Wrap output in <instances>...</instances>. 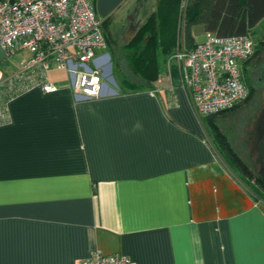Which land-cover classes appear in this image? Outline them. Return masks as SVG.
<instances>
[{
    "label": "crops",
    "instance_id": "crops-1",
    "mask_svg": "<svg viewBox=\"0 0 264 264\" xmlns=\"http://www.w3.org/2000/svg\"><path fill=\"white\" fill-rule=\"evenodd\" d=\"M137 6L94 0L116 40L134 34ZM28 57L0 46L4 72ZM48 81L56 92H23L0 125V264H78L96 250L134 264H264V201L212 147L184 90L161 74L75 102L64 72Z\"/></svg>",
    "mask_w": 264,
    "mask_h": 264
},
{
    "label": "built area",
    "instance_id": "built-area-1",
    "mask_svg": "<svg viewBox=\"0 0 264 264\" xmlns=\"http://www.w3.org/2000/svg\"><path fill=\"white\" fill-rule=\"evenodd\" d=\"M0 46L8 58L29 53L15 72L0 69V125L8 121L9 103L23 92L36 87L45 94L57 91L48 81L53 70L66 74L75 102L121 92L94 0H0ZM253 52L249 34L206 33L193 50L182 46L169 57L167 66L177 69V87L190 96L198 120L230 111L248 98L241 70ZM167 78L171 83L169 72ZM78 264L134 262L96 250Z\"/></svg>",
    "mask_w": 264,
    "mask_h": 264
},
{
    "label": "trees",
    "instance_id": "trees-1",
    "mask_svg": "<svg viewBox=\"0 0 264 264\" xmlns=\"http://www.w3.org/2000/svg\"><path fill=\"white\" fill-rule=\"evenodd\" d=\"M179 1L155 0V11L136 28L133 38L124 44L123 48L132 49L130 57L135 60L131 63V74L136 80L120 77L118 79L120 94L127 89L150 88L162 74L163 62L173 52L177 42L176 28L180 21ZM186 8L183 36L189 45L197 43L192 30L198 26L205 34L230 37L249 34L264 21V0H188ZM103 35L109 49L116 39L107 36L104 32ZM248 61L243 64L241 70L249 90V96L244 102H247L253 94L249 71L246 69ZM171 78L174 79L172 83L177 85L175 69H172ZM142 83L144 85H140ZM222 114L224 112L202 120L204 131L210 135V138L212 135L219 151L217 153L228 169L244 182L257 200L264 201V106L255 117L246 138L249 147L248 161L252 168L239 157L222 132L213 126L214 119Z\"/></svg>",
    "mask_w": 264,
    "mask_h": 264
},
{
    "label": "rangeland",
    "instance_id": "rangeland-1",
    "mask_svg": "<svg viewBox=\"0 0 264 264\" xmlns=\"http://www.w3.org/2000/svg\"><path fill=\"white\" fill-rule=\"evenodd\" d=\"M138 1V2H137ZM188 0L179 1V25L176 28L177 30V42L174 47L173 52L169 57L174 54V52L181 48L185 47V50H193L196 46L195 43L189 45L186 43L184 34H183V25L185 24L184 18L187 10ZM138 4L136 9V17L130 22L133 23L136 28L141 26L147 18L155 11V0H136ZM128 23H126V26ZM195 36V41L201 43L204 41V35L200 30L193 28ZM133 34H129L128 38L119 37L115 42L111 43L109 46V55L112 62V73L116 81L122 77L123 79H129L135 81V77L131 74V63H134L135 59H131L130 52L132 49L124 47V44L133 38ZM249 35L252 37L254 42V52L246 64V69L249 71V76L253 86V94L247 102H242L232 110L224 112V114L217 116L213 121V126H216L224 135V137L231 141L230 143L233 146V149L240 155L242 160L252 168L250 161H248V146L245 142L246 139V130L252 123L254 117L257 115L258 111L264 106V21H262L258 26H256ZM133 48V47H132ZM5 53V52H4ZM21 56V54H20ZM12 57V56H11ZM167 57L163 62V79L165 83H168V72L171 74L172 69H175V73L178 74L177 69L173 66L171 69L167 66ZM1 70L10 71L6 65H0ZM173 76V75H172ZM174 80V79H173ZM171 78V82H174ZM141 83V82H140ZM154 84V83H153ZM144 85V83L140 84ZM204 119V118H203ZM205 135L212 141V147L218 151L217 144L214 139L210 138V135L206 133ZM219 152V151H218ZM220 156V154H219ZM221 157V156H220ZM222 159V158H221Z\"/></svg>",
    "mask_w": 264,
    "mask_h": 264
}]
</instances>
